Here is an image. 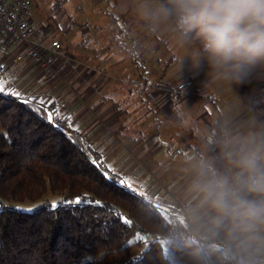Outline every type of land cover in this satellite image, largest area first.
Listing matches in <instances>:
<instances>
[{
  "label": "trees",
  "instance_id": "1",
  "mask_svg": "<svg viewBox=\"0 0 264 264\" xmlns=\"http://www.w3.org/2000/svg\"><path fill=\"white\" fill-rule=\"evenodd\" d=\"M43 28L42 32L55 38L51 30ZM185 37L201 48L194 33ZM144 39L132 41L129 48L142 80L147 72L140 52ZM10 44L8 41L3 50L0 71L4 55L13 52ZM172 62L168 60L169 65ZM232 84L242 105L264 127V66L253 70L245 83ZM176 100L174 97V103ZM193 138L190 133L188 140ZM185 148L184 153L201 156L193 143H186ZM48 191L61 193L63 201L32 211L0 208V264H171L162 239L170 242L186 264H208L203 248L191 243L176 217L183 214L179 204L165 205L175 215L168 214L155 205L164 206L163 200L131 187L74 126L70 111L61 110L53 96H24L0 82V198L36 201ZM138 232L149 240L136 241L145 245L133 257L128 242Z\"/></svg>",
  "mask_w": 264,
  "mask_h": 264
},
{
  "label": "rangeland",
  "instance_id": "2",
  "mask_svg": "<svg viewBox=\"0 0 264 264\" xmlns=\"http://www.w3.org/2000/svg\"><path fill=\"white\" fill-rule=\"evenodd\" d=\"M159 3V0H36L35 6L33 7L35 20L40 27H44L43 29L51 30L52 36L60 41L62 45V56H58L57 59L63 57L60 62L61 64L57 66L55 64L56 72L54 74L42 70L45 75H42L41 78L33 82L28 77L32 75V72L37 76L38 66H35V68L28 67L29 65H26V63L30 64V61H25L26 63L24 62L22 65H18L20 62H16L9 72L5 71L3 69L4 67L1 68L0 80L7 83L9 86L7 89L15 90V92L20 94H23V92L16 90L15 86H23L25 84L24 87H33V85L38 87L41 85L39 90L41 93H51L50 95L55 97L58 103L59 100L61 101V110L69 108V110L71 109V116L74 114L72 113L74 110V112L77 111L76 114L84 115V118L86 117V125L81 124L83 119L80 121L76 118L78 123L80 122L79 127L74 122L76 120L73 121L72 118L74 126L80 131L87 129V123L91 125L98 124L102 127L105 126L103 131L100 128H95L97 132H92L91 134L95 137L94 140L96 143L93 144L104 153V158L109 166L120 173L136 191L163 200L164 206L159 203H155V205L168 212V214L172 215L174 213L165 205L168 206L173 201L176 203L180 202L183 214L178 215V217L181 218L182 223H185L183 224L188 233L189 240L193 237L203 245L202 237L204 236L193 229L190 224L192 216H203L200 209L196 210L199 208L198 201L195 202L196 209H194L195 207L192 203L190 204L192 199H189V202L185 200L186 204L182 205V199L177 195V188L180 186V183L185 181L186 178H193H188V175L183 178V176H179V173H182L183 169H191L193 162L197 159L192 157L189 160L186 159L183 161V158H178L180 162L177 161L172 169H167L168 173L164 178L155 175L153 172L146 174L147 171L141 172L140 174L137 172L138 175H135L134 172L138 168L137 166L134 167V163L136 162L137 165H140V170H142V167L145 168V162L137 158V156H134V151L129 146V140L134 137L135 130L138 127L143 129L147 136L160 131L165 124L167 125L169 119H171L172 114L166 116L169 113L167 105L170 104L171 99L176 97V92L179 91L178 95L180 92L183 93L180 94V97L185 96V100L182 98L184 101L189 99L193 94L198 96L196 97L197 100L200 97L199 94L202 92L194 93L197 92L194 91L195 88H199L206 93L207 89L211 87L213 91H216V94H221L222 100L226 99L230 101V103L217 102V107L220 111V116L223 118L224 130L226 132L231 130L235 133L246 131L250 128H261L262 126L259 124L253 111L243 109L242 105L237 102L239 96L230 79L218 77L209 67L206 59L202 61V67L199 70L194 68L195 60L201 55L202 50L200 47L182 35L172 25L171 20L157 23L147 18L149 7ZM108 12L112 13L114 17H109L107 15ZM120 17L123 18L121 19ZM83 32L84 34H82ZM143 38H145L144 44L142 43L140 52H143L144 59L148 57L147 55H151L149 57L151 58L150 64L146 60L149 65L147 67V73L144 74V77L150 80V84L152 85V90L150 89L148 91L149 94H152L151 101L143 100L141 96L144 97V92H142L144 89H142V86L139 85L138 87L134 84L135 80L142 79L140 71L135 69V65L131 62L129 56V48L133 42ZM11 50H13V46ZM12 53L14 54V52ZM9 54H5L4 56L6 57ZM115 56H117L118 65L113 62L116 60ZM171 59L173 62L169 65L168 60ZM111 63L120 66L119 69L111 71ZM81 64L91 67H99L105 64L104 72L106 74H110L114 78L117 72H120V75L118 78L112 79L108 84L112 86L106 88L109 90L105 95H97V87H102L104 80H97L96 77L91 76L94 83H96L91 84L86 89L85 85H83V82L86 80V77H84L85 67H81ZM105 73L103 75L106 79L108 77L105 76ZM162 73H165L164 76H162ZM48 78L49 80L54 78L53 82H48ZM92 78L89 79V82L92 81ZM163 80H165V85L164 83L161 84ZM54 81H56V84ZM181 83H186L185 88L179 89L177 85ZM161 89L165 92H159ZM87 95H94L91 97L92 103L100 98L101 104L104 103L103 105L107 107L105 111L110 115L115 113L112 108L121 109L122 117H120V120L116 117L109 121L108 116L100 113L95 107L96 102L93 104L94 106H92L91 102L90 105L92 107L88 106L86 103L88 99L85 98ZM109 97L113 98L112 102H110L111 99ZM75 99L76 102L73 105L72 101ZM71 104L72 106L70 107ZM133 104L134 107H132ZM173 110L174 108L171 111ZM207 119L210 120L209 117ZM177 120L179 121V119ZM192 120L191 117L188 118L186 122L188 126H185V123L184 125H178L173 122L179 126V129L176 128L174 131L169 130L168 136L170 139H167V135H164L165 142H168L164 146V155L168 156L167 160L170 163L171 160H175L173 154H170L172 153L173 142L179 143L177 140L179 136L181 137L185 132H188L187 134L190 133L189 127L194 124ZM116 124L117 126L122 125V130L117 131L115 128ZM169 124L168 128H170ZM214 124L216 125L217 122H214ZM190 129L191 133H194V129L192 127ZM195 132L196 134L194 136L196 138L188 140L189 142L187 143H193L195 147L197 146V149L200 151V158L216 156L218 149L215 147V140L212 142L207 138L205 139L198 131L195 130ZM136 135L139 136L138 133ZM156 145L158 147L160 146L159 143H156ZM210 145H212L211 153L207 154ZM178 176L181 181L178 183L176 181L172 182ZM192 181H190V190ZM61 201H63V195L61 193L48 191L42 198L36 201L12 202L0 198V208L3 206H14L22 210L32 211L43 204L56 205ZM184 219H186L188 225ZM186 225L189 226L188 229ZM141 238L145 242L149 240L148 237L145 239L143 233L138 232L128 242L133 257L138 256L144 248L143 245H145V242H143L142 246L136 242ZM161 243L165 246L166 255L171 264H186L174 252L168 240L162 239ZM203 250L206 251L207 256L204 257L207 258L208 264L210 262L213 263L207 247H204ZM123 262L118 261L117 264H124Z\"/></svg>",
  "mask_w": 264,
  "mask_h": 264
},
{
  "label": "clouds",
  "instance_id": "3",
  "mask_svg": "<svg viewBox=\"0 0 264 264\" xmlns=\"http://www.w3.org/2000/svg\"><path fill=\"white\" fill-rule=\"evenodd\" d=\"M147 18L174 20L182 35L194 33L202 61L218 77L243 84L264 66V0H166ZM214 157L192 164L191 190L203 216L193 229L219 243L222 264H264V127L222 133Z\"/></svg>",
  "mask_w": 264,
  "mask_h": 264
},
{
  "label": "crops",
  "instance_id": "4",
  "mask_svg": "<svg viewBox=\"0 0 264 264\" xmlns=\"http://www.w3.org/2000/svg\"><path fill=\"white\" fill-rule=\"evenodd\" d=\"M82 34H84V32ZM144 47L146 48V46H144ZM9 55L12 56V58H10ZM9 55H7L6 57L4 56L3 60H2V66L4 67L3 69L5 71H7V72H9L11 70V68H13V65H15V63H16L14 61L15 53L14 54H9ZM147 56L148 57L146 59H144V57H143V62H144L145 68L148 67V65L150 64V61H151V58H149V57H151V55H147ZM62 58L63 57H59L57 59V61L55 63L56 66L61 64L60 62H61ZM115 59L116 60L113 61V62H114V64H117V61H118L117 56H115ZM146 60H148L149 64L147 63ZM25 61L27 62V61H30V60L29 59H25L22 62H20L18 65L24 64ZM29 63L30 64L26 63V65H29L28 67H30V68L31 67L35 68V66H37L36 64L34 65L33 62H31V61ZM117 65H113V63H111L110 64L111 71L112 70L116 71L117 69H119L120 66H117ZM80 66L81 67H85L84 68V70H85L84 77H86L85 78L86 80L83 82V85H85L86 89H87V87L89 88V86L91 84H95L96 83V82L94 83V80H93L92 77H96L97 80H102V79L104 80V85H102V87H97L98 88L97 95L98 94H102L101 96L105 95L106 92L109 90V89H106V88H110V86H112V85H108L112 81V79L118 78L119 75H120V72H117L116 75H115L116 77L114 78L110 74H106L104 72L105 71V67H106L105 64L104 65H100L99 67H96V66H92L91 67V66H88V65H85V64H81ZM30 68H26V69H30ZM38 69L39 70L36 73L37 76H35V74H33L34 72H32V75H29V77L27 75V77L31 78L30 80H32L33 82H34V80H37V79L41 78L42 75H45V73L42 71V69L40 70L39 66H38ZM135 69L137 70L136 65H135ZM102 70H103V72H101ZM38 73H40L39 76H38ZM104 73H105V76H107L108 78L105 79V77L103 75ZM91 78H92V81L89 82V79H91ZM53 80H54V78L52 80H49V78H48V82H53ZM0 82H2V86L3 87H9L7 85V83H4V81L0 80ZM161 82H162L161 84H163V83H164V85L166 84L165 80H163ZM54 83L56 84V81H54ZM134 84H136V86H138V87L140 85V86H142V89H144V91H142V92H144V97L141 96V98H143V100H146V101H151L150 99L152 97V94L148 93V91L151 89V86H152L150 84V80H148V79H146L144 77L143 81L137 79V80H135ZM24 85L23 86L19 85L17 87L15 85H13V86H15L16 90L23 92V94H21V95H24V96H26V95L32 96L34 94L35 95H42V96H50V94H51V93L48 94L47 92L41 93L39 91L40 88H41L40 84H39L40 86H38V87H36L35 85H33V87H24ZM103 86H105V87L103 88ZM177 86H179V84ZM194 91H197V92H194V93H198L199 91L202 92V93L199 92L201 94H199L200 97L197 100H196V97H198V96L193 94L194 96L192 95L189 99L184 101L185 100L184 98H186V97L185 96L180 97V94H183V93L180 92V94L178 95V93H179V91H178V92H176V95H175L177 97V100H176L177 102L174 103V100H173L174 98L172 97L174 95L172 94V96H170L173 99H171V101L169 102L170 104L167 105V110L169 111V113H167L166 116L169 115V114L170 115L172 114L173 117L172 116L170 117L171 119H169V121L167 122V125L166 124H165V126L161 125L163 127H162V129L160 131L152 133L151 135L147 136L145 131H143V129H141L140 127H138V129L135 130L134 137H132V139L129 140L130 141L129 146L134 151V156H137V158H139V159H141L142 161L145 162V168L142 167V170H140L141 169L140 165H137L136 162L134 163V167L137 166V168H138L134 172L135 175L137 174V172H138V174H140L141 172H146L147 171L146 174H148V172L150 174L153 172V173H155V175H157V176L159 175L162 178H164L165 176H167V173H168L167 169L168 170L172 169L175 166L177 161L180 162V159H178L180 157L183 158V161L186 160V159L189 160L192 157H195L197 160L198 159H203L202 157L200 158V156H198L196 154H193L192 152H188V153H184L183 152L186 149L185 147H186V143L188 142V138H189L190 133H191V129H190L191 127L194 129L193 130V132H194L193 134L194 135L196 134V132H195V130H196V131H198V133L200 135H203L205 139L207 138V139L211 140L212 142L214 140L216 141L218 139V137L222 133L226 132L224 130L223 118H222V116H220L221 114H220V111L218 110V107H217V102H219V103H230V101L226 100V99L222 100L223 98H222L221 94H216V91H213L211 87L207 89L206 93H204L199 88H195ZM159 92L163 93L165 91L161 89V90H159ZM166 93H164V94H166ZM18 94H20V93H18ZM93 96L94 95L85 96V98L88 99V101L86 102L88 104V106H91L90 102H91V97H93ZM53 98H55V97H53ZM178 98H179V100H178ZM100 100L101 99L98 98L95 101L96 103L94 102L95 103V107L98 109V111L100 113H103L104 115L108 116L109 121L111 119H113V118H116V117L120 120V117H122V113H121L122 110L119 109V108H114V109L112 108V110L115 111V113L110 115L109 113H107V111H105V108H107L106 105H103L104 104L103 102H102L103 104H101ZM72 102H73V105H74V103L76 102V99L73 100ZM110 102H112V100H110ZM237 102H239L242 105L240 97H239V99H237ZM94 103H92V106H94L93 105ZM59 104L61 106V101L60 100H59ZM112 104H114V103H112ZM71 106H72V104L70 105V107ZM132 107H134V104L132 105ZM173 108H174L173 111H175V112L171 111ZM242 108L248 110L243 105H242ZM66 109L69 110V108H66ZM77 110H79V109H77ZM69 111L71 113V109ZM76 112H74V110L72 111V113H74V114H72V118H73V121L76 120V121H74L75 123H77L76 126L78 125V127H79L80 122L78 123V120L81 121L82 119L84 121L82 120L81 124L86 125L85 124V121H86L85 118L86 117L84 118L83 117L84 115L82 116V115L76 114ZM196 112H198L197 115H196ZM189 117H191L193 119L192 122H194V124L191 125V127H189V131H190L189 134H187L188 132H185L183 134L184 135L187 134L186 136L182 135L181 137L179 136L180 138L178 137L177 140H178L179 143L173 142V149L171 150L172 153H170V154H173V157L175 158V160L174 161L171 160V163H170L167 160L168 156L164 155V146L168 142H165V140H164L165 138H163V137H164V135H167V139H170L169 136H168L169 130L171 129L172 131H174L176 128L179 129L178 125H184V123H185V126H188V124H186V122H187ZM207 117H209L210 120H208ZM177 119H179V121ZM170 120H171V122H170ZM162 121H163V119H162ZM173 122L177 123L178 125H175ZM214 122H217V124L215 125ZM168 124H169L170 128H168ZM92 125H93V127H91ZM92 125L90 123L89 124L87 123V129H85L84 131L81 130V133L89 141H92L95 144L96 143L95 140H94L95 137L91 133L92 132L93 133L97 132V131H95V128H97V129L100 128L103 131L104 130L103 128L105 126L102 127L101 125H98V124H92ZM211 125H213L214 127L211 126ZM122 127H123L122 125L117 126V124L115 126L117 131L118 130L119 131L122 130ZM106 128H107V125H106ZM108 129H110V128H108ZM142 131H143V133H142ZM137 133L139 134V136L136 135ZM212 134H214V135L211 136ZM156 143H159L160 146L158 147L156 145ZM175 145H177V146H175ZM169 164H170V166H169ZM192 169L193 168L188 169V170L183 169L182 170L183 172L179 173V176H183V178H184V176H187V175H188L187 176L188 178L193 177V170ZM179 176L177 178V179H179L178 181H177V179H173V181L172 180L171 181L172 182L176 181L178 183L179 181H181ZM192 180H193V178L192 179H187L186 178L185 181L181 182L180 186L177 188V195L182 199V202H183L182 205L186 204L185 200L187 202H189L190 201L189 199H192L190 204L192 203V205L195 207L194 209H196V206H195L196 203L195 202L198 201V196H197V194L195 192H193L192 190L189 189L190 181H192ZM178 204L181 205L180 202ZM199 209L200 208H198L196 210H199ZM195 217H197V216L196 215L192 216V219L195 218ZM198 232L201 235H203L200 231H198ZM203 236L204 237H202V240L204 242L202 240L201 241H202V243H204L203 245H205V247H207V250L209 251V254H210V257H211V261L214 264H222L221 260L219 258V254H218V250H219L218 241L210 240L205 235H203Z\"/></svg>",
  "mask_w": 264,
  "mask_h": 264
},
{
  "label": "built area",
  "instance_id": "5",
  "mask_svg": "<svg viewBox=\"0 0 264 264\" xmlns=\"http://www.w3.org/2000/svg\"><path fill=\"white\" fill-rule=\"evenodd\" d=\"M35 3L36 0H0V61L9 41L11 47H15L14 50L9 48V51L15 53V62L29 59L43 71L54 74L55 62L61 55L62 45L58 39L42 32L34 17ZM185 86L186 83H181L178 87L183 89ZM191 238V243L204 249L205 245ZM203 255L207 256L206 251H203Z\"/></svg>",
  "mask_w": 264,
  "mask_h": 264
},
{
  "label": "snow or ice",
  "instance_id": "6",
  "mask_svg": "<svg viewBox=\"0 0 264 264\" xmlns=\"http://www.w3.org/2000/svg\"><path fill=\"white\" fill-rule=\"evenodd\" d=\"M13 94H15V93H13ZM49 119H51V116L49 117ZM76 202L79 203L80 202V198H77Z\"/></svg>",
  "mask_w": 264,
  "mask_h": 264
},
{
  "label": "water",
  "instance_id": "7",
  "mask_svg": "<svg viewBox=\"0 0 264 264\" xmlns=\"http://www.w3.org/2000/svg\"><path fill=\"white\" fill-rule=\"evenodd\" d=\"M175 215V214H174ZM176 217L178 218V219H180L181 220V218H179L177 215H176ZM182 221V220H181ZM184 221H186L185 219H184Z\"/></svg>",
  "mask_w": 264,
  "mask_h": 264
}]
</instances>
